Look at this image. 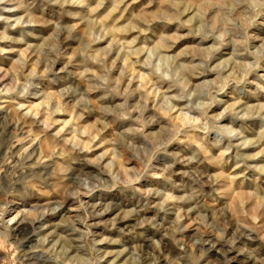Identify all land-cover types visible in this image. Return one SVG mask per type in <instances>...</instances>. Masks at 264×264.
<instances>
[{
    "label": "rangeland",
    "instance_id": "rangeland-1",
    "mask_svg": "<svg viewBox=\"0 0 264 264\" xmlns=\"http://www.w3.org/2000/svg\"><path fill=\"white\" fill-rule=\"evenodd\" d=\"M0 264H264V0H0Z\"/></svg>",
    "mask_w": 264,
    "mask_h": 264
},
{
    "label": "bare ground",
    "instance_id": "bare-ground-1",
    "mask_svg": "<svg viewBox=\"0 0 264 264\" xmlns=\"http://www.w3.org/2000/svg\"><path fill=\"white\" fill-rule=\"evenodd\" d=\"M18 145V144H17Z\"/></svg>",
    "mask_w": 264,
    "mask_h": 264
}]
</instances>
